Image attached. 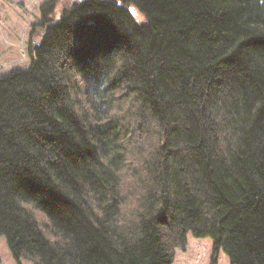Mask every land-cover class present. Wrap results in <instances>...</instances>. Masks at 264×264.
Listing matches in <instances>:
<instances>
[{"label": "trees", "instance_id": "1", "mask_svg": "<svg viewBox=\"0 0 264 264\" xmlns=\"http://www.w3.org/2000/svg\"><path fill=\"white\" fill-rule=\"evenodd\" d=\"M40 17L29 68L0 76L17 261L174 264L191 233L211 264H264V0H48Z\"/></svg>", "mask_w": 264, "mask_h": 264}, {"label": "rangeland", "instance_id": "2", "mask_svg": "<svg viewBox=\"0 0 264 264\" xmlns=\"http://www.w3.org/2000/svg\"><path fill=\"white\" fill-rule=\"evenodd\" d=\"M48 0H0V76L14 68H29V41L32 38V24L41 16V6ZM39 33L33 39H39ZM214 242L210 238L187 237L184 250L176 251L174 264H211ZM1 264H33L32 261L13 256L6 236H0ZM218 264H230L228 257L221 251Z\"/></svg>", "mask_w": 264, "mask_h": 264}]
</instances>
